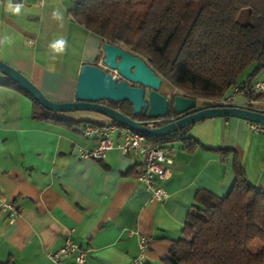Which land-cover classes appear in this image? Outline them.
<instances>
[{
  "label": "crops",
  "instance_id": "obj_1",
  "mask_svg": "<svg viewBox=\"0 0 264 264\" xmlns=\"http://www.w3.org/2000/svg\"><path fill=\"white\" fill-rule=\"evenodd\" d=\"M47 2L0 5V60L50 101L69 103L76 99L82 67L104 57L105 43L75 22L70 10ZM16 5L18 13L11 10ZM262 80L264 73L256 81ZM8 81L0 72V83ZM167 84L164 95L177 93ZM248 100L244 92L235 98ZM250 101L264 111V98ZM33 110L24 93L0 84V185L4 196L22 209L15 221L0 213L2 263L56 264L50 254L70 238L89 250L87 264H132L140 255V236H145L150 239L147 264H165L171 242L183 238L198 193L225 197L238 177L235 163L264 191V133L254 134L249 121L219 117L190 127L186 136L197 146L188 152L180 142L182 148L173 149L174 164L163 183L169 198L161 204L138 181L140 161L119 149L103 162L81 159L80 151L94 149L97 142L81 136L77 123L104 125L111 119L57 114L74 126L55 125L34 119ZM113 138L117 145L123 143L119 133ZM63 262L74 264V259Z\"/></svg>",
  "mask_w": 264,
  "mask_h": 264
},
{
  "label": "trees",
  "instance_id": "obj_2",
  "mask_svg": "<svg viewBox=\"0 0 264 264\" xmlns=\"http://www.w3.org/2000/svg\"><path fill=\"white\" fill-rule=\"evenodd\" d=\"M74 1L69 13L75 22L104 43L142 58L177 89V95L208 105L226 99L238 87L250 100L263 98L247 90L264 73V0ZM100 61L101 56L95 65ZM254 65L252 74L240 82ZM0 84L32 100L34 119L74 126L46 111L15 82ZM110 103L127 112L128 103ZM188 129L147 141L161 148L182 142L193 152L197 144L187 138ZM235 171L238 177L225 197L207 190L198 193L183 238L171 242L165 264H264V191L248 180L239 163Z\"/></svg>",
  "mask_w": 264,
  "mask_h": 264
},
{
  "label": "water",
  "instance_id": "obj_3",
  "mask_svg": "<svg viewBox=\"0 0 264 264\" xmlns=\"http://www.w3.org/2000/svg\"><path fill=\"white\" fill-rule=\"evenodd\" d=\"M102 65L87 64L80 72L76 99L69 103H55L13 67L0 60V72L22 87L46 111L53 114L90 111L103 115L117 125L138 132L146 138H166L184 133L193 125L212 118H240L264 125V111L241 103L230 105H197V99L160 93L163 79L140 57L121 46L103 45ZM117 75L115 77L114 75ZM134 85L138 87H134ZM147 90L148 102H146ZM131 105L134 116L144 115L152 123L136 121L120 111L101 103ZM163 123L158 128L152 124Z\"/></svg>",
  "mask_w": 264,
  "mask_h": 264
},
{
  "label": "built area",
  "instance_id": "obj_4",
  "mask_svg": "<svg viewBox=\"0 0 264 264\" xmlns=\"http://www.w3.org/2000/svg\"><path fill=\"white\" fill-rule=\"evenodd\" d=\"M9 1L11 4L21 3L24 0H0V5ZM40 6H44L45 0H38ZM102 65V63H100ZM117 77V75H114ZM248 93L260 95L264 98V80L253 84ZM240 88H235L233 93L226 99L213 104L230 105L241 103L246 106L252 105L250 99L246 102H235L237 95L241 94ZM249 128L254 134L264 133V125L249 122ZM77 132L84 138H91L97 142V146L92 150H81L80 157L84 160L103 162L114 149H119L124 156H130L140 161L138 181L152 193V199L158 203H165L169 198L168 191L164 188L163 183L169 179L168 166L174 164V156L171 148H161L150 145L147 138L138 132L131 131L128 128L119 125L109 124H93L82 123L76 128ZM119 133L123 137L122 144H116L114 134ZM0 213L9 215L11 221H15L22 209L15 202L7 199L0 185ZM37 234L34 233L29 238V242H33ZM150 245V239L140 236L139 247L140 255L132 264H147V255ZM89 250L85 249L70 238L67 239L65 245L56 253L50 254L49 258L56 264H65L64 258H73L74 264H87Z\"/></svg>",
  "mask_w": 264,
  "mask_h": 264
},
{
  "label": "rangeland",
  "instance_id": "obj_5",
  "mask_svg": "<svg viewBox=\"0 0 264 264\" xmlns=\"http://www.w3.org/2000/svg\"><path fill=\"white\" fill-rule=\"evenodd\" d=\"M28 1L29 0H26V2H28ZM56 1L57 0H53L52 3H50V1L48 0L46 5L47 6H53V7H56L58 9H61V10H65V9L66 10H71L75 6V4H74L75 1L74 0H58V2H56ZM101 59H103V55L102 54H101ZM100 62H102V60ZM255 68H256V65L252 66L248 71H246L240 77V82H245L247 80L248 76L250 74H252V72L254 71ZM167 83H168L167 81H164V84L162 85L161 90H164L165 86L169 85ZM204 104H205V102L202 101V100H198L197 101V105L198 106H203ZM76 113H77V116L79 118H82V119H86V117L87 118H91V117L88 116V115H91V114H92V118L96 115V113L94 114L93 112H90V111L71 112V113H65L64 115H70V114H76ZM85 115H87V116H85ZM170 147H172V149L179 150L180 148H182V144L180 142H175V143L171 144Z\"/></svg>",
  "mask_w": 264,
  "mask_h": 264
},
{
  "label": "flooded vegetation",
  "instance_id": "obj_6",
  "mask_svg": "<svg viewBox=\"0 0 264 264\" xmlns=\"http://www.w3.org/2000/svg\"><path fill=\"white\" fill-rule=\"evenodd\" d=\"M99 64V63H98ZM134 87H138V86H136V85H134ZM150 93V91L149 90H147V94H146V102H148V94ZM160 93H162L161 92V90H160ZM163 95H164V93H162ZM166 96V95H165ZM101 104H103V105H105V106H108V107H111V108H113V109H116V110H118V111H120L122 114H123V112H122V110L121 109H117V108H114L112 105H111V103L110 102H104V103H101ZM125 110L127 111L124 115H126V116H128V117H130V118H132V119H134V120H136V121H141V122H148V123H152V122H154V121H151V120H149V119H147V117L146 116H144V115H140V116H134V113H133V110H132V107H131V105L129 104V105H126L125 106ZM97 114V113H96ZM98 115H100V114H98ZM102 116V115H101ZM105 117V116H104ZM112 121V120H111ZM112 124V123H111ZM105 125V124H104ZM106 125H109V124H106ZM164 124L163 123H160V122H158V123H156V124H152V125H150L149 127H151V128H158V127H161V126H163Z\"/></svg>",
  "mask_w": 264,
  "mask_h": 264
},
{
  "label": "clouds",
  "instance_id": "obj_7",
  "mask_svg": "<svg viewBox=\"0 0 264 264\" xmlns=\"http://www.w3.org/2000/svg\"><path fill=\"white\" fill-rule=\"evenodd\" d=\"M11 10H12L14 13H18V12L20 11V7H19V5H16L15 7H12ZM55 15H56V14L54 13V16H55Z\"/></svg>",
  "mask_w": 264,
  "mask_h": 264
}]
</instances>
